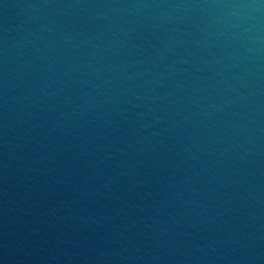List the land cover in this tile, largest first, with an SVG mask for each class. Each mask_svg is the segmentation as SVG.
Wrapping results in <instances>:
<instances>
[{
	"label": "water",
	"instance_id": "water-1",
	"mask_svg": "<svg viewBox=\"0 0 264 264\" xmlns=\"http://www.w3.org/2000/svg\"><path fill=\"white\" fill-rule=\"evenodd\" d=\"M0 88L264 236V0H0Z\"/></svg>",
	"mask_w": 264,
	"mask_h": 264
}]
</instances>
